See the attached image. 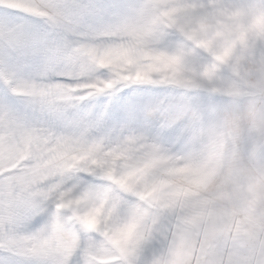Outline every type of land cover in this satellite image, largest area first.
<instances>
[{"label": "snow or ice", "instance_id": "1", "mask_svg": "<svg viewBox=\"0 0 264 264\" xmlns=\"http://www.w3.org/2000/svg\"><path fill=\"white\" fill-rule=\"evenodd\" d=\"M0 264H264V0H0Z\"/></svg>", "mask_w": 264, "mask_h": 264}]
</instances>
